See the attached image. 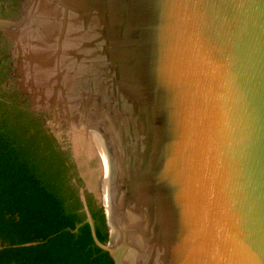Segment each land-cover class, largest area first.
<instances>
[{"label":"water","instance_id":"water-1","mask_svg":"<svg viewBox=\"0 0 264 264\" xmlns=\"http://www.w3.org/2000/svg\"><path fill=\"white\" fill-rule=\"evenodd\" d=\"M0 32L113 264H264V0H28Z\"/></svg>","mask_w":264,"mask_h":264},{"label":"trees","instance_id":"trees-1","mask_svg":"<svg viewBox=\"0 0 264 264\" xmlns=\"http://www.w3.org/2000/svg\"><path fill=\"white\" fill-rule=\"evenodd\" d=\"M0 48V264H113L94 243L85 179L41 115L6 87ZM96 168V162L91 164ZM85 169V167H83ZM99 173L95 174L97 189ZM96 236L109 241L99 196L85 191Z\"/></svg>","mask_w":264,"mask_h":264},{"label":"flooded vegetation","instance_id":"flooded-vegetation-1","mask_svg":"<svg viewBox=\"0 0 264 264\" xmlns=\"http://www.w3.org/2000/svg\"><path fill=\"white\" fill-rule=\"evenodd\" d=\"M28 0H0V18L16 21L22 16V9ZM12 42L8 40L0 32V48L3 49L5 57L7 58L3 73H6V87L16 91L19 94L22 105H28L31 108V103L27 95L20 93L19 86L17 84V78L15 77V59L11 55Z\"/></svg>","mask_w":264,"mask_h":264}]
</instances>
